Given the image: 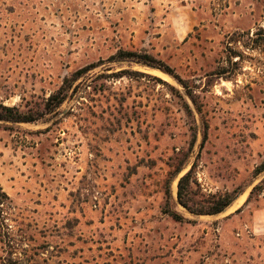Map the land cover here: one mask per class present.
I'll list each match as a JSON object with an SVG mask.
<instances>
[{
  "label": "rangeland",
  "instance_id": "rangeland-1",
  "mask_svg": "<svg viewBox=\"0 0 264 264\" xmlns=\"http://www.w3.org/2000/svg\"><path fill=\"white\" fill-rule=\"evenodd\" d=\"M89 67L53 113L0 121V264H264V0H0V104L36 109ZM194 128L175 200L193 165L205 193L245 199L177 204L178 223L165 183Z\"/></svg>",
  "mask_w": 264,
  "mask_h": 264
},
{
  "label": "trees",
  "instance_id": "trees-1",
  "mask_svg": "<svg viewBox=\"0 0 264 264\" xmlns=\"http://www.w3.org/2000/svg\"><path fill=\"white\" fill-rule=\"evenodd\" d=\"M235 57H240L239 54H235ZM112 62H134L141 64L143 66H148L151 68L159 69L162 72L171 75L178 79L179 83L183 85L186 89L185 82L176 76L173 70L164 64L163 62L157 60L154 56L147 53H140L135 51L120 50L117 54L112 56ZM92 67V66H91ZM84 68L73 73L68 77L63 86L53 94L44 105H40L36 109L22 110L18 107H8L3 104H0V121L12 122V123H35L45 116L53 113L56 109L61 107L64 102L69 97V92L72 89L73 85L81 78L85 73L92 69ZM189 98L198 107L196 96L192 92H188ZM188 108V104H187ZM189 109V108H188ZM199 109V108H198ZM200 111V109H199ZM205 139L207 135V130L204 132ZM197 141V129L194 128L193 140L190 144V148L187 152H183L182 155L178 158L176 164H170V167L173 170L169 173V177L165 183V201L162 206V212L164 215L170 217L175 222L184 223L190 222L181 212L177 209V204L181 205L185 210L194 216H214L223 213L226 211L237 198L244 192L242 187L236 188L233 191L226 193H217V194H207L204 192L197 176L195 175L196 165H193L192 168L183 176L179 178L178 182V193L177 201L172 195L171 183L174 179L178 178L183 172V169L188 162L191 153L194 149V146ZM264 173V161L258 166L255 171L256 176ZM264 180L261 184L256 186L248 199L250 202L255 196L259 195L263 189ZM1 196L10 203L12 206L11 198L0 188ZM3 201L0 200V206L3 205Z\"/></svg>",
  "mask_w": 264,
  "mask_h": 264
},
{
  "label": "bare ground",
  "instance_id": "bare-ground-1",
  "mask_svg": "<svg viewBox=\"0 0 264 264\" xmlns=\"http://www.w3.org/2000/svg\"><path fill=\"white\" fill-rule=\"evenodd\" d=\"M157 73H159V72H157ZM244 199H245V195H244V196H242V197H240V198L237 200V202L235 203V205H237L238 203H241V202H243V201H244Z\"/></svg>",
  "mask_w": 264,
  "mask_h": 264
}]
</instances>
